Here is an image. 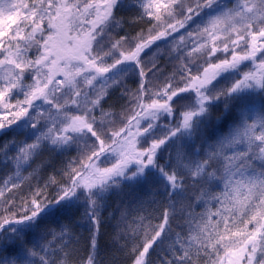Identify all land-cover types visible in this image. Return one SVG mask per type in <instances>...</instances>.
Segmentation results:
<instances>
[{
    "label": "snow or ice",
    "instance_id": "1",
    "mask_svg": "<svg viewBox=\"0 0 264 264\" xmlns=\"http://www.w3.org/2000/svg\"><path fill=\"white\" fill-rule=\"evenodd\" d=\"M135 3L142 10L124 0H0V138L26 137L0 144V162L15 166L0 180V264H97L101 206L124 187L164 204L142 236L117 225L132 264H264V0ZM125 12L147 33L124 32ZM158 41L172 45L168 63L179 61L170 76L145 61ZM196 52L209 57L203 71ZM113 96L127 97L118 115L105 108ZM44 151L54 157L45 170L59 161L67 177L52 197L54 176L33 190L39 169L19 171ZM80 208L95 229L86 260L61 224Z\"/></svg>",
    "mask_w": 264,
    "mask_h": 264
},
{
    "label": "trees",
    "instance_id": "2",
    "mask_svg": "<svg viewBox=\"0 0 264 264\" xmlns=\"http://www.w3.org/2000/svg\"><path fill=\"white\" fill-rule=\"evenodd\" d=\"M129 16V17H128ZM133 15H129L125 12L123 15V19L125 20V24L123 26V31L128 33L130 36L134 37L138 32L142 29L145 33H147V25L142 21L133 19ZM157 44L160 45V48L163 49V55L160 57H156L152 54V51L149 52V55L145 57V61L152 59V61L158 64L161 68H163V75L170 76L175 67L179 66L178 60H173L172 63H168L169 55L171 54L168 48V43L164 41H158ZM155 51V47L153 49ZM172 55V54H171ZM219 55V54H217ZM193 56L199 57L196 63L202 65L203 67H207V64L204 63L209 59L207 55L195 54ZM223 58V56H220ZM215 60V57L212 58ZM218 62V61H216ZM250 65H241V71H248ZM201 69V70H202ZM227 75V74H225ZM227 83L226 80H221L219 86H223ZM137 78L132 74L126 79V87L130 91H136L138 88ZM118 96L119 93H116ZM127 97L124 100L116 102L115 96L112 99L108 100V103L105 105L106 110H109V105H114L110 110L115 114H119L121 112L122 105L125 103ZM258 108V105L253 106ZM213 118L218 115V112H213ZM191 140H186L185 146L188 143H191ZM179 143V142H178ZM174 151V149H173ZM76 156L75 152H72L69 156H62L59 159L63 161H67L73 159ZM167 156V153L165 154ZM53 154L44 151L42 155L36 157L33 161H31V168L29 172H26L24 178H28L30 173H33L34 169H39V175L31 180V187L33 190L39 185L43 188L45 182L48 180L50 176L55 177V183L49 184L47 189H45V194L52 197L55 196L59 187L67 180V177L64 175L63 171H61L62 165L59 161L56 164L55 170L48 169L45 170L42 162H46L50 159H53ZM214 186L218 185L216 182H213ZM24 187L25 192H27V179H25V183L22 185ZM131 189L124 187L122 191H115L107 200L105 204V209L100 211V219H99V227L97 233V255L96 261L97 264H132V257L130 256L132 242L129 241L127 246H125L124 239H117L118 233L121 232V229L117 227L118 224H121L122 228L129 229V233L131 234L132 229H138L140 231V235H143L144 227H146L149 223L156 224L158 220L156 217H162L164 204L162 203L163 198L160 196H155L151 194L148 190H140L137 189L133 196H126ZM133 200H138L142 203H133ZM155 200L156 203H152L151 201ZM19 203V200L17 201ZM184 201H177V208H179ZM201 210H204V206L201 204ZM83 208H80L79 211H76L72 217L71 224L67 220H62L61 224H67L71 229L72 238L77 243L74 247L80 249L79 257H82L84 260L87 259L89 250L91 248L90 237L92 235V231L90 230V226L87 221L83 219ZM148 217L145 219L141 225V221L139 220V216ZM123 217V219H122ZM50 227L56 228L55 225H51ZM58 232V229H57ZM51 239V237H49ZM155 259V256H153ZM74 264H81L79 258H77Z\"/></svg>",
    "mask_w": 264,
    "mask_h": 264
},
{
    "label": "rangeland",
    "instance_id": "3",
    "mask_svg": "<svg viewBox=\"0 0 264 264\" xmlns=\"http://www.w3.org/2000/svg\"><path fill=\"white\" fill-rule=\"evenodd\" d=\"M226 2L228 3V6L229 7H231V6H233V4L235 3V0H226ZM124 3H125V5L127 6V5H129V4H134L135 5V7L137 8V10H142V9H140V7H139V3H135V0H124ZM126 13H128L129 15H135V13H131V12H126ZM129 17V16H128ZM168 48H169V51H170V53L172 54V55H175V53H172L171 52V48H172V45L171 44H169L168 45ZM195 54H199L200 55V53L199 52H196V53H193V55H195ZM217 54H219L218 56H223L224 57V53L223 52H219V53H217ZM163 55V49L162 48H159V51L157 52V54L155 55L156 57H161ZM229 58H230V55H229ZM148 62L147 63H149V64H151V63H153L152 62V59H150V60H147ZM250 65V67H251V62L250 61H245V62H243L241 65ZM202 69V68H201ZM200 69V70H201ZM201 71H203V69L201 70ZM27 82V81H26ZM46 107V106H45ZM5 115H7V113H4ZM9 119L11 118L10 116L8 117ZM253 118L255 119V115L253 116ZM15 139L16 141H25V139H26V137H25V134L23 133V132H19V133H16L15 135H14V137L13 136H9V137H6V138H0V144H2L3 143V140L4 139ZM30 142V141H29ZM241 147H243V146H241ZM229 151V153L231 152V150H228ZM13 154H14V152H13ZM36 157H33L32 158V161L35 159ZM32 166H31V161H29L27 164H22L21 166H20V169H19V171H20V176H21V178H24V175H25V173L26 172H29L30 171V168H31ZM14 171H15V166H12L11 168H5L4 167V165H3V163L2 162H0V180H3L4 178H6V174H13L14 175ZM113 192V191H112ZM112 192H110L109 194H107L106 196H105V199H104V201H103V204H102V206H101V211H103L104 209H105V202H106V200H107V197L108 196H110L111 194H112Z\"/></svg>",
    "mask_w": 264,
    "mask_h": 264
}]
</instances>
